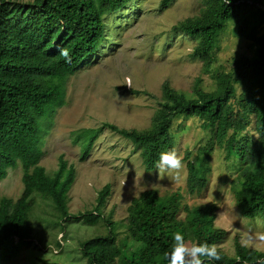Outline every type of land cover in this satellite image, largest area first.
Wrapping results in <instances>:
<instances>
[{
  "label": "trees",
  "instance_id": "trees-1",
  "mask_svg": "<svg viewBox=\"0 0 264 264\" xmlns=\"http://www.w3.org/2000/svg\"><path fill=\"white\" fill-rule=\"evenodd\" d=\"M130 1L0 0V182L9 170L18 166L23 170L20 196L16 200L0 199V264L32 244L29 216L35 193L52 203L59 221L72 219L91 227L102 221L111 228L103 215L105 187L91 210L71 217L68 193L75 179L74 167L61 159L58 170L50 176L39 163L46 122L63 106L67 80L97 59L107 41L106 18ZM173 1L162 0L161 7ZM201 5L197 15L176 23L172 31L195 42L190 57L200 60L205 72L213 65L219 36L229 25L249 44L252 55L237 58L229 72H214V88L210 91L204 89L200 78L188 94L165 82L147 129L127 130L104 123L80 130L76 141L84 142L81 159L89 156L95 140L108 129L132 142L140 151L145 173L153 174L160 154L175 150L176 129L184 126V120L196 118L211 138L209 148H202L193 161L187 153L188 193H200L206 188L208 157L216 146L222 160L236 167L233 194L241 214L248 220H263L264 0H201ZM65 49L70 62L61 55ZM128 93L146 92L128 89ZM178 119L179 125H175ZM182 200L178 192L162 197L156 190L133 198L124 219L127 239L120 244L110 229L108 235L85 240L80 245L85 264H167L165 254L172 249L175 233L182 234L190 247L216 245L221 260L215 264H264V252L243 247L237 239L233 256L219 247L227 232L214 226V205L190 208ZM130 242L138 247L133 249Z\"/></svg>",
  "mask_w": 264,
  "mask_h": 264
},
{
  "label": "rangeland",
  "instance_id": "rangeland-1",
  "mask_svg": "<svg viewBox=\"0 0 264 264\" xmlns=\"http://www.w3.org/2000/svg\"><path fill=\"white\" fill-rule=\"evenodd\" d=\"M7 1L26 3L29 0ZM161 1L131 0L121 11L106 18L107 41L91 65L69 77L64 104L46 122L47 130L41 140L43 154L39 164L50 176L58 170L61 159L74 167L75 179L68 193L71 217L91 210L98 193L105 187L103 215L111 228L102 221L95 227L72 219L59 221L52 203L35 193V205L29 216L33 225L32 244L3 264H42V261L85 264L81 243L91 237L108 235L112 229L121 244L127 239L124 225L127 208L133 198L148 190H156L162 197L178 192L183 197L182 204L190 208L214 205V226L227 232L219 247L229 256L234 255L235 239L241 243L244 233L255 236L264 231V219H245L236 206L233 187L237 170L232 163L222 160L216 146L208 157L210 173L206 188L200 193H188L187 153L193 161L202 148H209L211 138L196 118L184 120V126L176 129L174 135L175 151L184 163L178 174L158 173L157 169L153 174H146L140 151L135 150L132 142L108 129L95 140L89 156L81 159L84 142L76 141L80 130L98 128L104 123L127 130L147 129L165 82L188 94L200 78L204 89L210 91L214 88V72H229L237 58L252 55L249 44L229 25L219 36L213 65L205 72L202 62L190 57L195 42L172 31L176 23L199 13L201 0H175L165 8L161 7ZM261 31L264 32V26ZM128 89L146 93L134 95ZM179 119L175 125H179ZM22 175L20 166L8 171L0 182V199L16 200L20 196ZM180 215L184 216L185 212L181 211ZM132 245L133 249L138 247L130 242L129 246ZM247 248L264 252V241L254 240Z\"/></svg>",
  "mask_w": 264,
  "mask_h": 264
},
{
  "label": "clouds",
  "instance_id": "clouds-1",
  "mask_svg": "<svg viewBox=\"0 0 264 264\" xmlns=\"http://www.w3.org/2000/svg\"><path fill=\"white\" fill-rule=\"evenodd\" d=\"M61 55L70 62L69 52L65 49ZM184 163L182 157L175 151L169 150L162 152L156 162V169L158 173H179L183 169ZM174 244L170 252L165 254L167 264H215L221 260L220 252L216 245H209L208 243L192 244L189 247L185 238L180 233L173 235ZM254 240L264 241V231L257 232L252 235L251 232H246L241 237V245L249 247Z\"/></svg>",
  "mask_w": 264,
  "mask_h": 264
},
{
  "label": "water",
  "instance_id": "water-1",
  "mask_svg": "<svg viewBox=\"0 0 264 264\" xmlns=\"http://www.w3.org/2000/svg\"><path fill=\"white\" fill-rule=\"evenodd\" d=\"M262 8L264 9V7L262 6Z\"/></svg>",
  "mask_w": 264,
  "mask_h": 264
}]
</instances>
